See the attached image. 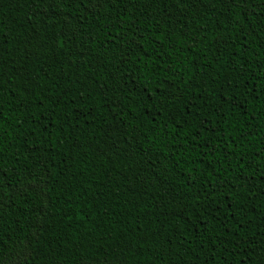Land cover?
<instances>
[{
  "label": "trees",
  "instance_id": "1",
  "mask_svg": "<svg viewBox=\"0 0 264 264\" xmlns=\"http://www.w3.org/2000/svg\"><path fill=\"white\" fill-rule=\"evenodd\" d=\"M0 264H264V0H0Z\"/></svg>",
  "mask_w": 264,
  "mask_h": 264
}]
</instances>
